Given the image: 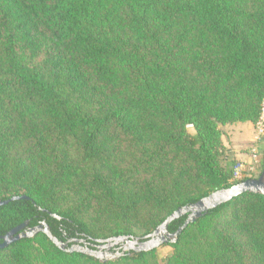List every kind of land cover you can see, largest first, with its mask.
<instances>
[{
  "label": "trees",
  "instance_id": "1",
  "mask_svg": "<svg viewBox=\"0 0 264 264\" xmlns=\"http://www.w3.org/2000/svg\"><path fill=\"white\" fill-rule=\"evenodd\" d=\"M263 108L264 0H0V201L29 198L0 207V237L46 222L64 243L144 241L237 184L220 126H257ZM165 246L166 264H264V196ZM158 259L101 262L44 233L0 249V264Z\"/></svg>",
  "mask_w": 264,
  "mask_h": 264
},
{
  "label": "water",
  "instance_id": "2",
  "mask_svg": "<svg viewBox=\"0 0 264 264\" xmlns=\"http://www.w3.org/2000/svg\"><path fill=\"white\" fill-rule=\"evenodd\" d=\"M247 193L264 196V170L259 178L244 180L229 189L216 191L193 205L180 208L171 214L152 234L145 237L144 241L132 236L114 237L107 240H98V249L93 250L87 247V244L84 240L74 239L72 241L73 246L69 247V243H64L53 235L46 222H42V224L33 228H28L29 222H26L13 229L5 236L0 237V249H6L21 239L33 238L39 233H44L60 250L68 253H81L96 258L101 262L117 260L126 254L131 255L132 252L148 253L155 251L161 246L167 245L169 243L176 244L178 242L179 236L189 225L194 224L208 212L231 202L234 198ZM18 200H29V198L27 196H20L13 197L6 201H0V207L8 205L12 201ZM185 215H188V218L184 225L176 233H170L168 230L169 225ZM53 217L60 220V217L56 215H53ZM119 244L123 246L120 247L119 251L112 253L111 249L115 246H118Z\"/></svg>",
  "mask_w": 264,
  "mask_h": 264
},
{
  "label": "rangeland",
  "instance_id": "3",
  "mask_svg": "<svg viewBox=\"0 0 264 264\" xmlns=\"http://www.w3.org/2000/svg\"><path fill=\"white\" fill-rule=\"evenodd\" d=\"M223 132V142L226 147V152L229 155H225L222 159L224 166L234 169L239 164L243 165V180L244 178H259L263 172L264 167V137H259V131L257 126L250 123H238L233 125H221ZM188 131L194 133V128L188 126ZM254 154L258 155V158H254ZM233 182H238L234 179ZM121 244L111 249L112 253L119 251ZM113 249H116L113 251ZM122 251V249H121ZM173 252V249L169 246H161L157 249V256L159 264H166L165 259L168 258Z\"/></svg>",
  "mask_w": 264,
  "mask_h": 264
},
{
  "label": "built area",
  "instance_id": "4",
  "mask_svg": "<svg viewBox=\"0 0 264 264\" xmlns=\"http://www.w3.org/2000/svg\"><path fill=\"white\" fill-rule=\"evenodd\" d=\"M258 131H259V137L258 138H262L264 137V108H263V114L261 117V120L259 121L258 125H257ZM254 158H258L257 154H254ZM243 172H244V168L242 164H239L237 167L234 168V179L237 180L238 182H242L243 180Z\"/></svg>",
  "mask_w": 264,
  "mask_h": 264
},
{
  "label": "flooded vegetation",
  "instance_id": "5",
  "mask_svg": "<svg viewBox=\"0 0 264 264\" xmlns=\"http://www.w3.org/2000/svg\"><path fill=\"white\" fill-rule=\"evenodd\" d=\"M74 239H72V240H69V242L68 243H71V245L73 246V241ZM86 244H87V247H89V248H91V249H93V250H97L98 249V246H99V244L98 243H87L86 242ZM123 245H121L120 247H122ZM116 249H113V251H115Z\"/></svg>",
  "mask_w": 264,
  "mask_h": 264
}]
</instances>
